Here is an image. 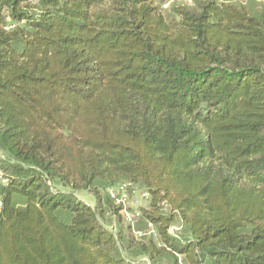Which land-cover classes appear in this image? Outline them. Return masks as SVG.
I'll return each mask as SVG.
<instances>
[{"label":"trees","instance_id":"1","mask_svg":"<svg viewBox=\"0 0 264 264\" xmlns=\"http://www.w3.org/2000/svg\"><path fill=\"white\" fill-rule=\"evenodd\" d=\"M192 1L0 0V264H264V4Z\"/></svg>","mask_w":264,"mask_h":264},{"label":"built area","instance_id":"2","mask_svg":"<svg viewBox=\"0 0 264 264\" xmlns=\"http://www.w3.org/2000/svg\"><path fill=\"white\" fill-rule=\"evenodd\" d=\"M0 183H5V178L1 170H0ZM106 192H108L110 197H113L115 199L117 204L122 205L124 218L126 219V222L129 224L130 223L133 224L134 218L138 216L139 214L136 211H132L130 208H128L127 197H129V195L131 194L132 195L138 194L140 195L141 199L144 202L148 201V194L145 193L144 191L139 190L138 188H136L135 186L131 184H121L120 186L116 188L108 189ZM1 206H2V202L0 200V209H1ZM179 229L180 227H170V232L174 233L178 231ZM154 234H155V229L153 228L151 224L147 226L146 230L137 231L135 233L136 237L140 240L146 239L150 235H154ZM141 260L146 261L145 259H141Z\"/></svg>","mask_w":264,"mask_h":264},{"label":"rangeland","instance_id":"3","mask_svg":"<svg viewBox=\"0 0 264 264\" xmlns=\"http://www.w3.org/2000/svg\"><path fill=\"white\" fill-rule=\"evenodd\" d=\"M232 1L234 2V0ZM154 2H156L157 5L164 10H168L173 5H178V6L185 5L189 7L193 5L192 0H154ZM261 2L264 4V0H261ZM0 156H2L1 152H0ZM75 195L78 199H80L85 204L89 206L94 205V198L88 192L79 191V192H75ZM145 205L146 204L144 203V201L141 199L140 195L138 194H135V195L131 194L129 195V197H127V206L132 211H138L137 210L138 208L143 207ZM170 263L171 261L169 259L164 258V259H160L154 264H170Z\"/></svg>","mask_w":264,"mask_h":264}]
</instances>
